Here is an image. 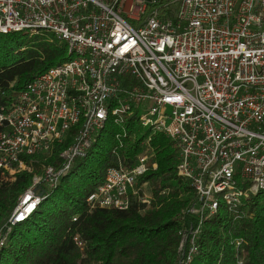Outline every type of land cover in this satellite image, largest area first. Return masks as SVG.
<instances>
[{
    "label": "built area",
    "instance_id": "obj_1",
    "mask_svg": "<svg viewBox=\"0 0 264 264\" xmlns=\"http://www.w3.org/2000/svg\"><path fill=\"white\" fill-rule=\"evenodd\" d=\"M41 30L67 43L69 58L0 106V171L29 169L28 157L78 130L61 163L34 176L11 221L34 212L113 122L142 148L108 167L88 202L148 201L147 183L139 195L137 182L152 139L165 135L195 191L189 212L199 223L181 230L177 263L192 264L206 217L264 193V0H0V34Z\"/></svg>",
    "mask_w": 264,
    "mask_h": 264
},
{
    "label": "trees",
    "instance_id": "obj_2",
    "mask_svg": "<svg viewBox=\"0 0 264 264\" xmlns=\"http://www.w3.org/2000/svg\"><path fill=\"white\" fill-rule=\"evenodd\" d=\"M68 58L67 43L47 30L0 34V106L11 104L37 75ZM77 130H70L52 152L28 157L29 169L16 175L0 171V264H177L180 232L195 228L199 218L189 212L194 188L177 173L178 146L163 134L152 139L150 169L136 186L142 195L141 186L150 185L148 201L135 196L127 209L92 208L88 202L107 168L118 166L125 153L134 158L142 148L139 141L118 137L117 127H106L87 156L76 159L68 175L42 192L34 212L11 221L34 176L45 165L61 163L59 152ZM107 130L111 145L94 151ZM89 157L96 163L88 164ZM197 243L192 264H264V193L232 208L222 204L202 223Z\"/></svg>",
    "mask_w": 264,
    "mask_h": 264
},
{
    "label": "rangeland",
    "instance_id": "obj_3",
    "mask_svg": "<svg viewBox=\"0 0 264 264\" xmlns=\"http://www.w3.org/2000/svg\"><path fill=\"white\" fill-rule=\"evenodd\" d=\"M23 36H26V35H23ZM108 126L110 128H113V127H116L117 125H115L112 122ZM109 130H111V129H109ZM109 130L104 132V137L99 141V144L94 147V151L98 152L99 150L100 151L104 150L103 148H101L102 145H104V144H107V145H105V147H109L111 145V142L109 143V140H108V134L110 132ZM87 161H88V164H90V165L96 163V161H93L92 157H89ZM75 178H77V176H75ZM144 192L147 193L148 195H150V185L149 184L144 185Z\"/></svg>",
    "mask_w": 264,
    "mask_h": 264
}]
</instances>
